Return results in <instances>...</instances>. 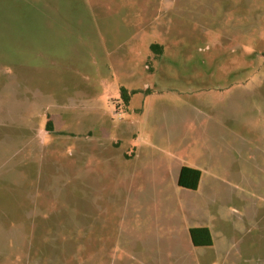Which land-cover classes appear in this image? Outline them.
<instances>
[{
  "label": "rangeland",
  "instance_id": "obj_1",
  "mask_svg": "<svg viewBox=\"0 0 264 264\" xmlns=\"http://www.w3.org/2000/svg\"><path fill=\"white\" fill-rule=\"evenodd\" d=\"M121 88L135 91L128 107ZM186 101L229 111L231 177L217 168L192 214L215 229L201 259L178 249L191 221L168 177L144 189L135 178L151 174L123 158L145 142L157 155L151 126ZM254 209L264 210V0H0V264L170 254L168 264H264Z\"/></svg>",
  "mask_w": 264,
  "mask_h": 264
},
{
  "label": "crops",
  "instance_id": "obj_2",
  "mask_svg": "<svg viewBox=\"0 0 264 264\" xmlns=\"http://www.w3.org/2000/svg\"><path fill=\"white\" fill-rule=\"evenodd\" d=\"M162 46L163 52L157 60H161L165 54L164 51H166V47L164 44H162ZM148 89L149 88L144 90L146 94L150 93ZM134 92L135 91H129L127 93L131 95ZM130 95H128L127 102H123L126 107H128L130 103ZM184 105L186 106L177 109L179 111L176 110L177 113L168 118L169 123L166 122L164 126H151L152 129H150V135L154 137L153 132H158L157 138L155 139L154 137L152 140L155 141L158 147H160L157 149V155H154V151H152L150 155L147 154L144 150L145 142L133 148L132 156H126L123 158L128 165L131 164L130 170L134 169L135 164H139L147 171V173L151 174L149 179L135 178L138 181H142L144 189L145 184L149 183L148 180H152L154 173H160L162 177H168L171 186L177 189L176 196L181 201L180 212L186 214V220L191 221L192 223L183 227V237L177 242L178 249L182 253L196 254V257L201 259L206 258V255H208L207 257H210L213 254L210 252L207 254L201 249L213 245L212 236L215 229L211 223L194 224L193 218H195V215L192 214L196 212L198 207L202 206L203 201H200L201 199H199V197L210 189L211 184L213 183L211 181L213 180V177L219 179L218 175L220 172L217 168L221 167L222 169H225V159L222 156V152L225 150V152L229 153V148L231 147L227 135L229 132V127L227 125L229 111L221 106H217V108L211 107V109L210 107H206L208 111L206 113L204 110L199 109L193 102L186 101ZM205 119L209 120V122H206ZM161 129L165 130L166 134H162ZM114 144L115 143L113 142V145ZM237 146L242 145L237 143L234 147ZM239 148L237 151H240ZM183 166L195 168L200 171L199 182L195 189L178 185L179 173ZM222 174L223 176L231 177V173L228 171V166L227 170L225 169ZM210 192L212 193V191ZM254 211L256 214L259 213L264 217V210L258 211L257 209H254ZM254 211H250V214L255 217V214L253 213ZM193 227H207L211 234V245L195 246L191 241L189 232L190 228ZM165 250L166 252H170L168 246L165 247ZM171 252H173V247L171 248ZM171 258L172 256L170 254V256L165 257V259L164 257L160 259H164L163 263L168 264V260ZM173 259L180 262L178 264H183L176 256H174Z\"/></svg>",
  "mask_w": 264,
  "mask_h": 264
},
{
  "label": "trees",
  "instance_id": "obj_3",
  "mask_svg": "<svg viewBox=\"0 0 264 264\" xmlns=\"http://www.w3.org/2000/svg\"><path fill=\"white\" fill-rule=\"evenodd\" d=\"M150 50L153 52L155 58H159L163 52L162 44L153 42L150 44ZM133 92V91H131ZM120 96L123 102H127L128 94L126 89H120ZM52 126L51 121L47 122V128L50 129ZM200 171L195 168L183 166L180 170L178 177V185L187 187L190 189H195L199 182ZM191 241L195 246H206L211 245L212 239L210 231L207 227H193L189 230Z\"/></svg>",
  "mask_w": 264,
  "mask_h": 264
}]
</instances>
